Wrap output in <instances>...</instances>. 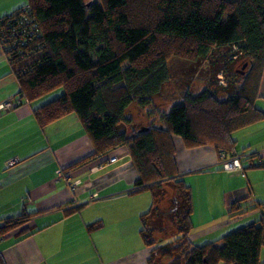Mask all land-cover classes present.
<instances>
[{"label":"trees","instance_id":"trees-1","mask_svg":"<svg viewBox=\"0 0 264 264\" xmlns=\"http://www.w3.org/2000/svg\"><path fill=\"white\" fill-rule=\"evenodd\" d=\"M10 17L8 40L0 35V48L18 85L19 103L32 104L62 89L32 107L37 125L44 128L73 114L91 142L92 154L71 167L92 159L104 164L113 150L127 149L137 172L129 194L151 195L139 230L150 249L147 264L165 259L167 264H264V219L213 243L190 241L191 188L178 172L174 143L180 140L185 149L210 146L218 156L235 157L232 134L264 120L256 107L264 80V0H26L0 18V27ZM32 25L35 31H22ZM219 48L232 49L230 62L237 64L231 77L214 69L225 74V86L214 90L212 79L198 93L186 87L168 110L156 109L173 56L193 75ZM143 110L150 121L139 126L133 113ZM255 155L238 156L251 163L240 162L243 173L261 167ZM241 209L234 202L227 216H241ZM32 216L0 218V241L29 237ZM167 219L173 238L159 245L168 239L159 235Z\"/></svg>","mask_w":264,"mask_h":264},{"label":"crops","instance_id":"crops-1","mask_svg":"<svg viewBox=\"0 0 264 264\" xmlns=\"http://www.w3.org/2000/svg\"><path fill=\"white\" fill-rule=\"evenodd\" d=\"M25 3L0 0V18ZM261 96L256 107L264 111V80ZM18 99V85L0 48V107ZM32 107L17 102L0 110V218L33 213L29 237L0 241V264H147L150 249L139 230L151 195L129 194L137 172L127 149L113 150L104 164L92 159L71 167L93 152L79 120L69 114L39 128ZM232 137L237 156L231 158L256 154L261 167L246 168L244 176L228 172L222 164L231 158L218 156L210 146L185 149L174 140L178 172L191 186L194 245L216 242L264 219V206L254 209L264 205V120ZM234 202L245 212L229 218Z\"/></svg>","mask_w":264,"mask_h":264},{"label":"rangeland","instance_id":"rangeland-1","mask_svg":"<svg viewBox=\"0 0 264 264\" xmlns=\"http://www.w3.org/2000/svg\"><path fill=\"white\" fill-rule=\"evenodd\" d=\"M233 52L234 51L232 49H229V48H219V49L215 50L210 55V57L208 58L209 62H211V63L206 62L200 68H198L196 70L197 72L193 75H192V71H190L191 73L188 71L189 69H187V68H189L188 67L189 65L187 63H185V62L181 61L180 59H177L173 56V58H171L168 61V66H169V70H170V80L168 81V83L164 87V92L162 93V96L160 98L154 100V105L156 106V109L159 111L168 110L170 105L173 102H175V100L181 99L182 94H183L182 91H184L183 89L186 87H189L193 93H198L200 91V89L205 86L204 82L206 83L208 80H212V79L214 80L213 82H215V84L212 86V88H214V90H218V87L225 86L226 82L228 81L227 78L225 77V74L219 73L216 75L215 73H213V71L216 68H222L224 71H227L231 77V75H233V71L235 70V68L237 66V64L230 62L231 61L230 58H232V56L234 54ZM210 64H214L216 66L212 67V66H210ZM184 70H186L185 73H184ZM193 82H194V85L190 84ZM62 91H63L62 89H57L53 92H50V93L34 100L32 104L34 106L43 105L44 103H47L48 101L59 96ZM220 98H224L223 95L220 96ZM1 112H6V111H5V109H2ZM133 112L134 113L137 112V108H133ZM134 113H133L134 118H135V120L139 126L143 125V124L147 125L149 123L150 119L146 117V113L144 110L139 112V113H136V114H134ZM73 116H75V115H73ZM245 163H248V162H245ZM249 170H253V169H248L247 171H249ZM194 176L196 178H198V180L200 179L199 175H194ZM189 180H190V178H189ZM184 181L188 182L187 179H184ZM169 197H170V195H169ZM165 199H166V197H165ZM170 224H171L170 219H167V221H165V226H164L165 231L163 233H160L159 235H161L164 238L166 237L168 239H165V240L159 242V245H162V244L166 243L168 240H171L173 238L170 235H172V233H173V230H174L173 227L174 226H170ZM233 231H235V230H233ZM173 236H174V234H173ZM164 264H167L166 259H165Z\"/></svg>","mask_w":264,"mask_h":264},{"label":"built area","instance_id":"built-area-1","mask_svg":"<svg viewBox=\"0 0 264 264\" xmlns=\"http://www.w3.org/2000/svg\"><path fill=\"white\" fill-rule=\"evenodd\" d=\"M13 19L10 17L8 18L7 20H5V26H1L0 27V35H1V38L3 41H7L8 40V34H9V26H8V23H10ZM23 22V19H19V23H22ZM23 32L25 33H31L32 31H35V26L32 25L31 27L29 26H26V27H23L22 29ZM29 31V32H28ZM11 35H15V34H11ZM32 34H29V36H31ZM20 99L18 100H15L13 102H7L6 104L2 105L0 107V109H9V108H12L15 106V104L18 102L19 103ZM223 168L224 170L228 171V172H242L243 171V167L239 161V158H231L229 160H226L223 162ZM247 166H250L251 163L248 162L246 163ZM58 173L60 174L61 172L58 171ZM242 176H244V173L242 172L241 173Z\"/></svg>","mask_w":264,"mask_h":264}]
</instances>
